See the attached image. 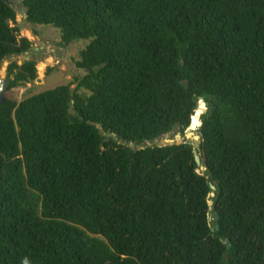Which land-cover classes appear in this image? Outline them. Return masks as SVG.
Here are the masks:
<instances>
[{"label":"trees","instance_id":"1","mask_svg":"<svg viewBox=\"0 0 264 264\" xmlns=\"http://www.w3.org/2000/svg\"><path fill=\"white\" fill-rule=\"evenodd\" d=\"M22 1L61 45L90 41L89 72L18 103L37 63L8 68L0 264H264V0ZM16 19L0 0V65L32 49ZM199 102L205 171L188 144L130 147Z\"/></svg>","mask_w":264,"mask_h":264},{"label":"rangeland","instance_id":"2","mask_svg":"<svg viewBox=\"0 0 264 264\" xmlns=\"http://www.w3.org/2000/svg\"><path fill=\"white\" fill-rule=\"evenodd\" d=\"M12 8L15 9L17 14V23H12V26L24 27V30L19 32L20 37L27 38L32 43V49L27 54L4 60L0 65V79L7 78L8 68L11 64L17 63L22 66L25 62L31 61L37 63L38 78H41V81L36 80L33 83L13 89L7 94V97L20 103L32 96L62 85L74 83L72 90H75L77 87L76 79L83 78L87 73L82 69H78L76 62L80 60V53L89 45L90 41H78L65 47L61 45V31L48 26L33 27L27 22L23 13L26 8L22 0L14 2ZM178 133L181 132L177 128L174 133H169L168 138L164 136L139 147L134 145H130V147L136 150L162 148L168 145V140H175ZM102 134L105 137L116 139L115 136L108 133L102 132ZM119 144H122V142H119ZM198 149H196L197 153L199 152Z\"/></svg>","mask_w":264,"mask_h":264},{"label":"water","instance_id":"3","mask_svg":"<svg viewBox=\"0 0 264 264\" xmlns=\"http://www.w3.org/2000/svg\"><path fill=\"white\" fill-rule=\"evenodd\" d=\"M6 3L12 7L14 5V2L10 1V0H6ZM15 10V9H14ZM24 15H25V19H28V15H27V10L23 11ZM20 30H24V27H20ZM89 72V70L87 71ZM38 81H41V78H38ZM10 84H11V80L6 78V79H0V106H3L6 103V94L10 88ZM203 102V101H202ZM208 112L207 109V104H205V109L201 108V102L198 103L197 106V110L195 115L192 118L191 124L189 126L188 129L185 130V132L182 133H178L175 137V140L173 141H169L168 140V146H175V145H191L194 149V151L196 152L197 148H199L198 150L200 151L201 149V145L203 143L202 140V136L200 134V129L202 127V122H201V118L204 114H206ZM196 125V127H198L197 129H194L193 126ZM177 130V127L175 126L172 129V133H174ZM166 137H169V134L166 135ZM196 163L197 165L200 167L201 171H205L206 168L204 166V163H206V161L202 160L201 156L199 154H196ZM211 188L215 191V187L213 185H211ZM216 198V194L214 192L210 193L209 198H208V205L211 211H213L216 208L214 199Z\"/></svg>","mask_w":264,"mask_h":264},{"label":"bare ground","instance_id":"4","mask_svg":"<svg viewBox=\"0 0 264 264\" xmlns=\"http://www.w3.org/2000/svg\"><path fill=\"white\" fill-rule=\"evenodd\" d=\"M41 71V70H40Z\"/></svg>","mask_w":264,"mask_h":264}]
</instances>
